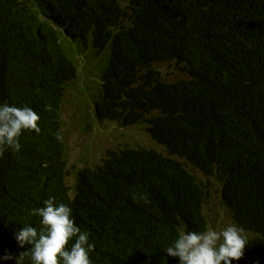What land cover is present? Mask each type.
Wrapping results in <instances>:
<instances>
[{
	"label": "trees",
	"instance_id": "obj_1",
	"mask_svg": "<svg viewBox=\"0 0 264 264\" xmlns=\"http://www.w3.org/2000/svg\"><path fill=\"white\" fill-rule=\"evenodd\" d=\"M97 54L94 116L143 126L166 154L118 142L69 183L61 106L82 56ZM161 62L185 76L161 79ZM4 101L39 113L41 132L0 158V256L29 264L14 232L39 227L29 213L51 196L90 233L93 264H178L164 249L207 228L196 170L249 233L233 264H264V0H0Z\"/></svg>",
	"mask_w": 264,
	"mask_h": 264
},
{
	"label": "clouds",
	"instance_id": "obj_2",
	"mask_svg": "<svg viewBox=\"0 0 264 264\" xmlns=\"http://www.w3.org/2000/svg\"><path fill=\"white\" fill-rule=\"evenodd\" d=\"M40 119L39 113L27 105L0 102V158L6 151L20 152L24 131L40 134ZM55 139L62 141L63 135L58 131ZM29 214L40 218V226L26 224L14 232L18 247L30 246L29 264H93L91 254L95 251V242L77 224L68 204L50 196ZM246 245L248 237L244 229L229 223L218 229L211 226L202 231L182 229L164 253L178 258V264H233L244 256ZM24 256L25 252L13 256L5 250L0 261L24 264Z\"/></svg>",
	"mask_w": 264,
	"mask_h": 264
},
{
	"label": "rangeland",
	"instance_id": "obj_3",
	"mask_svg": "<svg viewBox=\"0 0 264 264\" xmlns=\"http://www.w3.org/2000/svg\"><path fill=\"white\" fill-rule=\"evenodd\" d=\"M104 56V54L82 56L78 75L74 82L69 83L64 93L60 116L66 147V168L70 172L67 176L69 183L72 182V173L75 169L83 165L98 163L105 151L115 147L118 142L139 144L166 154L148 137L143 126H120L115 121L98 120L94 116L92 104L98 92V73ZM168 64L161 62L157 65L161 79L172 81L185 76L173 64ZM176 159L180 161L181 158ZM192 172L202 182L208 181V196L204 203L207 227L218 229L233 223L227 209L220 203L219 183L216 178L206 179L196 170ZM245 234L249 235L246 231Z\"/></svg>",
	"mask_w": 264,
	"mask_h": 264
}]
</instances>
